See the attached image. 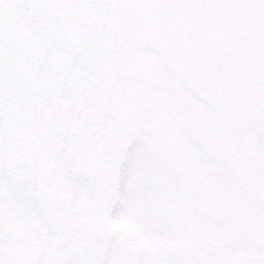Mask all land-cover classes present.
Returning <instances> with one entry per match:
<instances>
[{"label":"snow or ice","instance_id":"obj_1","mask_svg":"<svg viewBox=\"0 0 264 264\" xmlns=\"http://www.w3.org/2000/svg\"><path fill=\"white\" fill-rule=\"evenodd\" d=\"M0 264H264V0H0Z\"/></svg>","mask_w":264,"mask_h":264}]
</instances>
